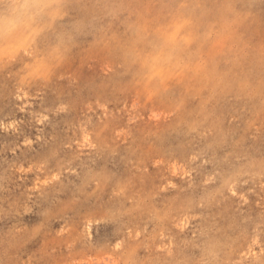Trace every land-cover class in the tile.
Wrapping results in <instances>:
<instances>
[{"label": "rangeland", "instance_id": "374dc122", "mask_svg": "<svg viewBox=\"0 0 264 264\" xmlns=\"http://www.w3.org/2000/svg\"><path fill=\"white\" fill-rule=\"evenodd\" d=\"M0 264H264V0H0Z\"/></svg>", "mask_w": 264, "mask_h": 264}]
</instances>
